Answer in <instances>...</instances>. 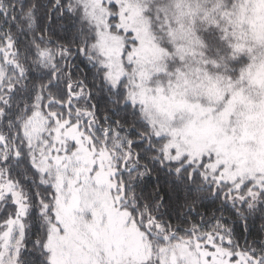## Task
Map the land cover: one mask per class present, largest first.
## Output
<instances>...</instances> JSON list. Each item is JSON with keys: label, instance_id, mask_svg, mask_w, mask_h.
Wrapping results in <instances>:
<instances>
[{"label": "snow or ice", "instance_id": "6c2138e0", "mask_svg": "<svg viewBox=\"0 0 264 264\" xmlns=\"http://www.w3.org/2000/svg\"><path fill=\"white\" fill-rule=\"evenodd\" d=\"M264 0H0V264H264Z\"/></svg>", "mask_w": 264, "mask_h": 264}, {"label": "trees", "instance_id": "16d2710c", "mask_svg": "<svg viewBox=\"0 0 264 264\" xmlns=\"http://www.w3.org/2000/svg\"><path fill=\"white\" fill-rule=\"evenodd\" d=\"M262 223H264V221H261L259 217H256L252 221H250V225L254 229H258Z\"/></svg>", "mask_w": 264, "mask_h": 264}]
</instances>
